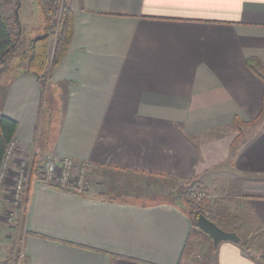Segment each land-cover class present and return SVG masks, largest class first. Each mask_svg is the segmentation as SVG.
Masks as SVG:
<instances>
[{
  "label": "crops",
  "instance_id": "crops-1",
  "mask_svg": "<svg viewBox=\"0 0 264 264\" xmlns=\"http://www.w3.org/2000/svg\"><path fill=\"white\" fill-rule=\"evenodd\" d=\"M0 1L7 14L17 11L21 47L47 34V0ZM65 7L71 41L44 91L22 73L23 62L9 61L0 75V115L17 122L18 142L0 224L23 157L32 172L44 155L85 162L91 180L84 194L32 180L19 224L0 226V264L16 241L23 264H258L264 83L246 62L264 67V0H66ZM235 119L250 124L236 142ZM193 180L208 192L217 226L244 233L249 252L198 241L181 259L192 222L167 197Z\"/></svg>",
  "mask_w": 264,
  "mask_h": 264
},
{
  "label": "trees",
  "instance_id": "trees-1",
  "mask_svg": "<svg viewBox=\"0 0 264 264\" xmlns=\"http://www.w3.org/2000/svg\"><path fill=\"white\" fill-rule=\"evenodd\" d=\"M46 8L48 10L47 18L50 23L47 34L31 40L28 46L23 48L20 44L22 29L17 11L14 8L12 14H7L5 3L0 1V75L9 69V61L14 59L19 63L23 62L24 68L21 70L22 73L34 76L42 91H44L49 83L52 69L65 56L70 45L72 33V15L64 5L60 12L57 27L58 34L51 53L50 39L56 27V21L50 17L49 12L56 10V0H47ZM246 66L264 83V67L257 60H247ZM245 125L250 124H243L235 119V127L238 131L235 142L240 140L242 127ZM16 131L17 122L12 118L0 115V169L6 148L10 141L15 138ZM198 189L206 191L205 187L201 186L196 180H193L181 185L175 194L167 197V200L169 199L170 201L181 200L192 222V228L183 248L181 259H188L193 255L198 241H206L212 244L210 237L197 229L196 221L198 216L203 215L216 225L220 217V215L208 209V203L205 200L196 203L191 199V194ZM238 245L246 252H249L248 245L241 241ZM255 261L258 264H264V257H256Z\"/></svg>",
  "mask_w": 264,
  "mask_h": 264
},
{
  "label": "built area",
  "instance_id": "built-area-1",
  "mask_svg": "<svg viewBox=\"0 0 264 264\" xmlns=\"http://www.w3.org/2000/svg\"><path fill=\"white\" fill-rule=\"evenodd\" d=\"M65 1L66 0H56V10L53 12L51 11L52 15L49 14L52 19L56 21L54 31H57L60 12L65 5ZM17 147L18 142L14 138L6 148L0 169V197L5 189V181L9 178V172L12 170L11 163L13 162ZM32 169V161L23 157L13 171L15 175L14 183L7 188L9 196L8 205L11 207L8 212V223H10V225H14L12 220L16 219L21 211L23 214L27 198V188L32 180L45 185L66 189L75 194H84L87 189L86 180L90 166L85 162H77L68 157L58 158L52 155H46L41 164L37 165L35 173L32 172ZM207 198L208 192L205 190L198 189L191 194V199L196 203H200ZM20 218L18 217L17 219ZM14 248L15 252L12 255V264H22L23 255L20 253L17 241Z\"/></svg>",
  "mask_w": 264,
  "mask_h": 264
},
{
  "label": "rangeland",
  "instance_id": "rangeland-1",
  "mask_svg": "<svg viewBox=\"0 0 264 264\" xmlns=\"http://www.w3.org/2000/svg\"><path fill=\"white\" fill-rule=\"evenodd\" d=\"M42 10H43V8L41 7L40 8V10H39V13H40V16H41V18H39V21H41V19H42V22H45V20L43 19V17H42V15H43V13H42ZM46 11H48V10H46ZM53 12V11H52ZM52 12L50 11V15H52ZM51 17V16H50ZM47 19V18H46ZM48 22H49V20H48ZM49 26H50V23H49ZM28 27V26H27ZM25 28V31H26V36H29L30 35V33L31 32H33V28L30 26L29 27V29L28 28ZM28 30H30V31H28ZM57 34H58V29H57V31H54L53 32V36L51 37V39H50V43H51V45L52 44H54L55 43V41H56V38H57ZM45 158V155L42 157V159L37 163V165H39V164H41V162L43 161V159ZM32 161V160H31ZM37 165H35V168H34V170H33V172L35 171L36 172V169H37ZM91 173H90V169H89V171H88V174H87V180H86V184H89V179L91 180ZM10 178H15V176H13V177H10ZM176 193V192H175ZM7 198H9V196H7ZM208 199H209V195H208V198L205 200L207 203H208ZM178 201V200H177ZM9 202V201H8ZM178 204H180V206L181 207H183V208H185L186 209V207H185V205H184V203H182V201L180 200L179 202H178ZM6 209H5V211H4V213H3V215H4V218H2L1 220H2V222L3 223H1L0 224V226L2 227V228H7V227H9V226H11L10 225V223H8V212L10 211V209H11V207H10V205H5L4 206ZM23 207V206H22ZM0 210H2L1 209V206H0ZM21 214H22V211H21V213L19 214V218L21 217ZM17 217V218H18ZM13 219L12 220V222H14V224H19V222H20V219ZM16 222V223H15ZM4 230V229H3ZM3 230H1V232H3ZM234 233H236L237 234V236L239 237V239H240V241L242 242V243H244V244H246V245H248V240H246V237H245V235H244V233H242V232H240V231H236V232H234ZM1 237V236H0ZM251 241H254V238L251 236ZM250 242V241H249ZM210 246L212 247V244H210ZM250 246V245H249ZM248 246V247H249ZM213 248V247H212ZM14 252H15V248H14V246L12 247V249H11V252H10V255H9V259H8V262H7V264H12L13 262H12V255L14 254ZM251 253L252 254H254V255H258L257 254V252L256 251H251ZM2 264V263H1ZM4 264V263H3ZM23 264V263H22Z\"/></svg>",
  "mask_w": 264,
  "mask_h": 264
},
{
  "label": "water",
  "instance_id": "water-1",
  "mask_svg": "<svg viewBox=\"0 0 264 264\" xmlns=\"http://www.w3.org/2000/svg\"><path fill=\"white\" fill-rule=\"evenodd\" d=\"M196 227L199 231L206 233L210 237L214 248H217V246L222 242H229L232 244L240 243V239L236 233L222 230L203 215L198 216Z\"/></svg>",
  "mask_w": 264,
  "mask_h": 264
}]
</instances>
